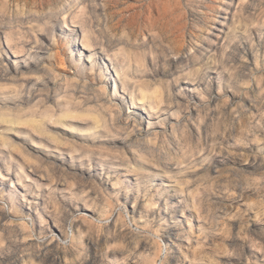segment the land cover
Listing matches in <instances>:
<instances>
[{
  "label": "rangeland",
  "instance_id": "obj_1",
  "mask_svg": "<svg viewBox=\"0 0 264 264\" xmlns=\"http://www.w3.org/2000/svg\"><path fill=\"white\" fill-rule=\"evenodd\" d=\"M227 2L0 0V264H264V0Z\"/></svg>",
  "mask_w": 264,
  "mask_h": 264
},
{
  "label": "bare ground",
  "instance_id": "obj_2",
  "mask_svg": "<svg viewBox=\"0 0 264 264\" xmlns=\"http://www.w3.org/2000/svg\"><path fill=\"white\" fill-rule=\"evenodd\" d=\"M79 2H82V0H79ZM233 2H234V0H229V2H227V8L228 9H230V6L233 4ZM69 4V6H73L72 5V3L71 2H69L68 3ZM135 4V3H134ZM141 4V3H140ZM144 4V3H143ZM150 5V4H149ZM152 5V4H151ZM135 6V5H134ZM71 7H68L67 6V4H65L64 5V7H63V9L61 10V12L62 13H64L65 14V19H64V21L65 22H67V16L69 17V14H71L72 12H71ZM97 7V6H96ZM99 7V6H98ZM97 7V8H98ZM131 9H133V8H131ZM153 9V8H152ZM156 9V8H155ZM144 10H145V8H144ZM147 10V9H146ZM141 11V10H140ZM134 12V11H133ZM142 12V11H141ZM99 13V12H98ZM132 14V13H131ZM134 14V13H133ZM140 14V13H139ZM61 15V14H60ZM141 15V14H140ZM152 15V14H151ZM155 15V14H154ZM159 15V14H158ZM138 16V15H137ZM132 17V16H131ZM70 18V17H69ZM133 18V17H132ZM82 41H83V45H84V48H87V46L89 47V46H92V34H85L84 35V37H83V39H82ZM83 48V49H84ZM82 49V48H81ZM81 49H79V51L82 53V51L84 52V50H81ZM89 58H93V55H92V53H91V55H89ZM117 75H119V73L117 74ZM115 93H118L117 92V85H116V87H115ZM152 110V109H151ZM155 111V110H154ZM12 117V116H11ZM0 122H5V123H10V122H18L17 120H13V119H11V118H7V116H6V114L5 113H0ZM33 122V121H32ZM12 123V124H13ZM25 124V123H24ZM31 124V123H30ZM25 125H27V124H25ZM33 125H34V123H33ZM22 126V125H21ZM45 134H47V133H45ZM51 134V133H50ZM4 137V136H3ZM48 137V136H47ZM4 139V138H3ZM5 144V143H4Z\"/></svg>",
  "mask_w": 264,
  "mask_h": 264
}]
</instances>
